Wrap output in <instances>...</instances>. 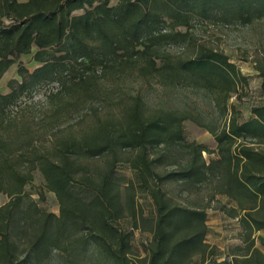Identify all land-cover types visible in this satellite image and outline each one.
I'll use <instances>...</instances> for the list:
<instances>
[{"label":"trees","instance_id":"1","mask_svg":"<svg viewBox=\"0 0 264 264\" xmlns=\"http://www.w3.org/2000/svg\"><path fill=\"white\" fill-rule=\"evenodd\" d=\"M261 16L264 0H0V81L18 65L8 90H0V193L9 197L0 203V264H49L56 254L64 264H264L256 246L258 238L264 248V237L256 236L264 230V103L241 120L228 100L247 76L193 32L200 21ZM171 43L193 52L163 50ZM27 54L40 65L28 68L20 59ZM257 69L264 95V63ZM136 71L213 91L225 118L207 126L215 150L186 138L190 113L152 107L140 94L100 114L102 78ZM50 83L58 89L30 120L23 99ZM88 103L89 119L63 132L67 116ZM123 162L136 171L139 188L115 180ZM37 169L59 213L27 193ZM204 187L211 192L203 195ZM137 189L151 197L153 216L140 210ZM193 194L199 197L191 200ZM217 195L236 205L213 204ZM212 207L239 220L245 245L230 260L207 241ZM125 217L131 230L120 225ZM144 224L152 238L146 255L135 258L133 229Z\"/></svg>","mask_w":264,"mask_h":264},{"label":"rangeland","instance_id":"2","mask_svg":"<svg viewBox=\"0 0 264 264\" xmlns=\"http://www.w3.org/2000/svg\"><path fill=\"white\" fill-rule=\"evenodd\" d=\"M114 3L117 0H112ZM178 30L186 31V27L181 26ZM193 32L198 43H205L217 50L228 54L230 60L235 62L241 72L247 76V83H243L228 100L230 108H236L238 117L248 119L252 116L251 109L254 105L264 103V95L260 89L261 77L257 69L258 64L264 63V16L254 17L248 23H242L240 20H234L231 23L222 20L200 21L193 28ZM163 50L173 54L187 56L193 52L192 46H186L183 43H171L163 46ZM31 70L40 65L32 59V54L23 55L21 58ZM158 66L162 65L161 58L157 59ZM17 63H15L4 75L0 81V90L7 91V84L10 79L18 76ZM103 93L102 97L95 102V106H100V114H104L109 109L118 110L122 101L128 100L132 94H140L152 107L178 108L190 113L193 117L184 121V134L190 141H198L206 144L211 150H215L216 141L213 134L207 126L214 125L218 127L224 123V116L216 106V94L207 89L196 88L185 81H174L171 83L160 75L155 73L149 78H144L134 73H125L121 75H106L102 78ZM58 89L57 83L45 84L34 93L32 98H24L23 103H28L24 114L31 117L39 115L41 107L44 106L46 96L52 91ZM92 103L85 104L68 115L65 121L64 131H73L79 127L80 122L89 119ZM83 116V117H82ZM264 148V146H263ZM214 153L205 152L207 158ZM103 158H97V165H101ZM114 178L122 185H127L131 180L138 186L136 171L129 163H120L117 167ZM26 191L35 199L39 205L47 211L60 212V204L54 192L46 188V180L43 173L37 169L34 171V180L26 185ZM211 192L209 187H204L202 194L207 195ZM137 201L140 210L145 216L151 217L154 214V205L151 197L141 189H137ZM199 195L193 194L191 200H196ZM9 197L5 193H0V203H5ZM226 204L227 206L236 205L235 200L225 196L217 195L213 204ZM209 233L207 241L219 249V257L228 258L239 247H244L245 243L240 234L241 226L237 218L228 216L223 210L217 207L209 208L208 211ZM120 225L128 230L132 229V220L130 217L120 219ZM256 236L264 237V230L256 233ZM152 238L148 224L141 228L133 229L132 243L134 257L142 258L146 255L147 244ZM256 246L263 252L260 239H256ZM49 264H64L59 255L51 260ZM82 264H87L84 261Z\"/></svg>","mask_w":264,"mask_h":264},{"label":"crops","instance_id":"3","mask_svg":"<svg viewBox=\"0 0 264 264\" xmlns=\"http://www.w3.org/2000/svg\"><path fill=\"white\" fill-rule=\"evenodd\" d=\"M20 1H27V0H20ZM2 91V90H1Z\"/></svg>","mask_w":264,"mask_h":264}]
</instances>
